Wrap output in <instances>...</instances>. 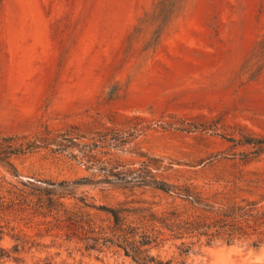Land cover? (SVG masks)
<instances>
[{"label": "rangeland", "instance_id": "1", "mask_svg": "<svg viewBox=\"0 0 264 264\" xmlns=\"http://www.w3.org/2000/svg\"><path fill=\"white\" fill-rule=\"evenodd\" d=\"M61 134L104 163L148 161L169 184L264 206V0H0V143L24 150L17 173L0 161V264H135L104 208L189 205L96 182ZM60 181L77 182L48 193ZM160 230L162 259L264 264L250 239Z\"/></svg>", "mask_w": 264, "mask_h": 264}, {"label": "trees", "instance_id": "2", "mask_svg": "<svg viewBox=\"0 0 264 264\" xmlns=\"http://www.w3.org/2000/svg\"><path fill=\"white\" fill-rule=\"evenodd\" d=\"M60 136L66 142L81 148L80 154L89 164L88 168L97 167L101 177L96 182L122 188L152 186L181 198L189 205L190 212H187V209L173 208L163 211L160 215L154 213L149 207L131 206L132 201L124 202L119 207L104 208L111 216L113 222L111 231L117 240V246L126 256L131 257L135 264H184L183 261L173 258L162 259L150 252L151 245L157 242L161 234V228L177 237L185 234L203 236L207 243L213 240L231 243L235 240L250 239L253 246L264 245V206L257 201L226 199L220 202L203 196L193 188L169 184L165 180L156 178L148 161L141 163V167L137 170L125 169V166L120 163L111 165L95 159L92 150L96 145H79L74 143V139L70 140L62 134ZM11 139V137L2 138L0 161L11 167L13 173H17L15 167L9 162V156L22 153L24 150L21 147L3 144ZM105 141L103 140V143ZM248 141L245 140L247 143ZM60 146V149H64L68 147V144H60ZM82 179L88 180L85 177ZM76 182L60 181L56 185L51 182L62 188L50 189L48 193L58 194L57 197H61L71 193L68 186Z\"/></svg>", "mask_w": 264, "mask_h": 264}]
</instances>
